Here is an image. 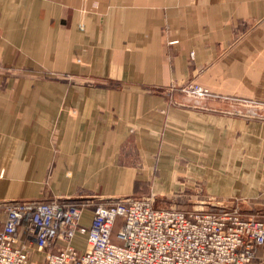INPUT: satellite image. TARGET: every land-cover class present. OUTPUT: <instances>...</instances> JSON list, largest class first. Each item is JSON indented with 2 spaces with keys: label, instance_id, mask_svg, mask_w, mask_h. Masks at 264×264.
I'll return each mask as SVG.
<instances>
[{
  "label": "crops",
  "instance_id": "obj_1",
  "mask_svg": "<svg viewBox=\"0 0 264 264\" xmlns=\"http://www.w3.org/2000/svg\"><path fill=\"white\" fill-rule=\"evenodd\" d=\"M263 36L264 0H0V201L129 195L150 169L169 191L176 170L264 169V122L158 91L194 78L264 101ZM252 187L238 195L264 206V180Z\"/></svg>",
  "mask_w": 264,
  "mask_h": 264
},
{
  "label": "built area",
  "instance_id": "obj_2",
  "mask_svg": "<svg viewBox=\"0 0 264 264\" xmlns=\"http://www.w3.org/2000/svg\"><path fill=\"white\" fill-rule=\"evenodd\" d=\"M94 198L0 201V264H248L259 249L264 257V217L235 203ZM86 208L91 218L83 224ZM76 234L85 248H77Z\"/></svg>",
  "mask_w": 264,
  "mask_h": 264
},
{
  "label": "rangeland",
  "instance_id": "obj_3",
  "mask_svg": "<svg viewBox=\"0 0 264 264\" xmlns=\"http://www.w3.org/2000/svg\"><path fill=\"white\" fill-rule=\"evenodd\" d=\"M259 24L261 25L262 22H259ZM258 25H256V27ZM254 27L255 24H250L248 27H246V33L242 38L251 33ZM240 33V31L235 32V37H237L236 35H240ZM242 34H244V31ZM262 43L264 44V36L262 38ZM190 85L198 86L206 92H203L202 95H199L189 88ZM173 86L174 85L171 84L166 87V89L159 88L158 91L161 95L163 94L167 100L169 99V101L174 100L170 91H176L177 95L175 96L177 98H179L183 103L188 102L193 106H203L205 103V98H212L213 100L217 101H229L230 103H233L231 104V107L234 108L231 113L236 115L254 116V118H258L264 122V101L259 102L215 93L199 83L194 78L184 81L175 87ZM243 103L255 107L256 110H254L252 113H249L247 109L242 110L235 108L236 106H240V104ZM192 171L194 172V175L192 176H190V174L184 170L173 171L171 173V178H167V181H169L170 186L175 185L176 187L177 185V188L169 191L163 190L165 185L161 184L160 182L161 178L158 174V169H150L149 175L145 176L143 179L138 178L135 181V186L138 188L137 192H133L129 195L143 196L147 194H153L156 204L166 207L173 205L178 207L190 206L195 201H218L227 204L235 203L236 206L240 207L242 211L249 213L251 212L254 214H262L264 217V206L260 204L261 202L259 200V193H257L258 195L256 193H250L249 195H238L240 193L237 192L238 189L242 190L244 188L249 189L248 192L252 191L254 189L252 187L253 183L263 182L264 169H196V171L192 169ZM211 184L219 187L230 188L229 193L232 191L236 192L232 193L231 195L218 196L211 192ZM91 198L92 197H76L74 199L85 201L90 200ZM90 215L91 209L86 208L83 211V220L85 221V219H88ZM74 243L78 249L85 248L84 236L76 234ZM261 260L264 261L263 251L259 249L256 256L248 264L259 262Z\"/></svg>",
  "mask_w": 264,
  "mask_h": 264
}]
</instances>
